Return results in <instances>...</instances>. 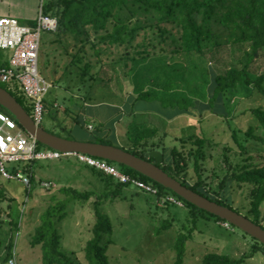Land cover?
Returning a JSON list of instances; mask_svg holds the SVG:
<instances>
[{"label":"trees","instance_id":"1","mask_svg":"<svg viewBox=\"0 0 264 264\" xmlns=\"http://www.w3.org/2000/svg\"><path fill=\"white\" fill-rule=\"evenodd\" d=\"M42 11L55 18L58 23L57 30L53 31L56 39L51 43L64 44L66 39L71 38L78 48L75 54H70L68 50L66 53L72 56V65L79 67L80 84L87 77L96 82L104 74L106 82L119 84L121 89L123 84H131L136 101H157L163 107L177 110L178 113H196L195 107L199 101L208 103L213 109L216 102L222 100L228 115H233L235 112L231 104L243 90L251 98L259 97L264 101V0H47ZM223 50H226L229 62L224 70L216 67L214 93L210 96V65H215L219 60L218 54ZM91 57L96 58V65H100V70L94 73L92 70L96 67ZM62 82L66 84L65 81ZM0 85L9 90L3 83L0 82ZM9 91L32 115L28 99L17 91ZM78 91H82L81 87ZM55 107L60 109L59 105ZM0 111L11 115L1 105ZM248 111L254 116L255 123L246 128L233 126L231 120L226 119L233 143L245 158L234 165L225 154L228 170L219 183L216 198L200 191L206 185L203 160L208 138L204 133L175 138L182 145L170 150L171 160L168 161L165 139L169 134L165 132L161 136L158 126L144 122L130 131L131 147L122 148L154 162L183 185L240 213L242 211L230 204L221 193L227 188L243 189V195L249 202L244 215L264 228V165L250 163L256 159L252 153L259 149L257 147L252 152L249 147L253 142L264 144V104L255 105ZM74 125L81 126L79 115L74 118ZM179 130L183 133L186 129L181 127ZM259 131L261 135H258ZM70 133L72 134V130ZM59 136L76 140L70 136ZM93 142L114 144L107 138H96ZM38 147L50 149L41 143H38ZM155 150L163 154V161L147 157L149 152ZM225 150L228 152L230 149L226 147ZM37 162L19 164L31 181V186L26 189L29 198L37 185ZM107 162L124 174L157 188V194L153 195L157 198L158 208L161 202L162 206L166 205L164 210H169V205L173 203L166 199L174 197L187 210V222H192L193 227L187 233L180 232L176 238L173 246L176 253L175 264L185 263L187 244L193 238L195 225L200 218L208 217L218 223H228L136 170L116 162ZM191 163L196 173L194 184H189L188 179ZM87 168L99 182L100 194L94 190L63 188L62 192L67 198H52L54 203L44 211L41 224L36 228L31 242L35 246H41L43 264H79L62 251V235L57 224L66 218V208L71 200L83 203L94 195L96 221L92 229L93 236L85 247L86 258L89 264H111L108 247L113 241V225L109 215L104 213L103 205L110 199L124 198L123 195L131 184L121 183L94 167ZM11 170L16 172V167ZM3 197L5 193L0 190V204ZM1 211L0 206V213ZM164 222L158 233L172 226V220ZM10 224L12 231H20L19 218L13 217ZM184 227L188 230L186 224ZM232 228L237 227L230 224V228L226 229ZM241 232L254 242L251 254H264V244L242 230ZM12 249L13 246L10 245L4 258L7 263L13 257ZM244 263L245 257L236 259L229 254L210 252L199 264Z\"/></svg>","mask_w":264,"mask_h":264},{"label":"rangeland","instance_id":"2","mask_svg":"<svg viewBox=\"0 0 264 264\" xmlns=\"http://www.w3.org/2000/svg\"><path fill=\"white\" fill-rule=\"evenodd\" d=\"M45 2L47 0H43L42 6ZM55 39V32L44 31L42 33L39 71L44 79L52 83V88L44 96L45 111L41 127L49 132L76 138L74 134L76 126H73L74 118L79 115L80 119L82 112L87 110L85 103L90 101V95L94 104L105 103L118 106L128 94H133V87L131 84H123V89H121L119 84L106 82L104 74L96 82L87 77L85 82L80 84L79 67L72 65V56L66 53L68 50L70 54H75L78 48L71 38L66 39L64 44L51 43ZM91 58L96 67L92 70L94 73L100 70V65H96V58ZM217 58H219L217 64L210 65L212 75V84L209 88L210 96L214 93L216 67L224 70L229 62L226 50L220 52ZM62 81H65L66 84ZM3 85L10 89L9 84L3 83ZM79 87L82 91H78ZM249 97V93L243 90L235 98L231 104V108L235 112L233 115H228L222 100L217 101L213 109L208 103L199 101L195 110L200 113L199 115L202 114V117L186 116L173 124L159 125L161 136L165 132L169 134L165 139L168 147V161L171 160L170 150L174 146L181 147L182 145L181 141L175 138L188 136L192 133L198 135L204 133L207 136L208 142L204 147L205 158L203 160L206 185L202 186L200 191L213 198L217 197L219 183L228 170L225 154L234 165L245 158L237 145L233 143L231 129L226 123V119H230L233 126L241 128L254 124L255 118L248 110L255 105L264 104V101H261L259 97H254V99ZM126 103H123L118 116H115L112 121L101 122L97 119L86 121L92 122L96 126L95 133L97 134L101 132L102 127L113 134L114 125L123 138V146L129 148L132 143L126 130L132 131L133 127L145 121L153 123L149 119V114L142 112L135 116L136 119H131L130 114H127L128 110L124 107ZM56 104L60 106L59 110L55 107ZM26 105L28 104L26 103ZM118 117H122V120L114 124ZM181 127L186 129L185 132L181 133L179 130ZM258 135H261L260 131ZM109 140L114 143L112 139ZM226 147L230 149L228 152L225 150ZM249 147L252 148L250 150L252 152L257 147L259 149L252 153L256 159L251 160L250 163L264 165V144L253 142V144H249ZM79 164L82 163L73 157L38 161L35 168L37 185L30 198L26 190L29 186L19 181H7L0 177V190L5 193L0 204L2 210L0 213V264H8L4 258L10 245L13 246L12 254L13 257H16L18 264H43L41 246H35L31 242L36 228L41 224L44 211L54 203L52 198H67L66 194L62 192L63 188H73L79 191L94 190L98 195L100 194L97 179L90 174L89 169H85L87 165L84 168ZM11 167L12 165L9 164L8 169ZM188 179L189 184H194L196 181L193 163L190 164ZM45 183L51 185L46 187ZM243 194L244 191L241 188L233 190L227 188L221 193V196L245 214L249 202ZM123 197L121 198L123 200L120 198L110 199L103 205V211L109 215L113 225L111 236L113 241L108 247L110 263L175 264L176 253L173 246L176 238L180 232L187 233L193 227L192 222H187V210L179 205L170 204L169 210L166 211L164 210L166 205L162 206L161 202L158 208L155 195L146 194L134 185H130L126 189ZM95 199L96 195L83 203L79 200H71L66 208V218L57 224L62 235V251L79 264H89L85 247L93 236L92 229L96 221L93 206ZM12 216L19 218V232L11 229ZM165 220H172V226L168 230L158 233ZM185 224L188 230L184 227ZM226 228L224 223H218L212 218H200L195 225L193 238L187 244L184 264H199L210 252L229 254L236 259L245 257L244 264H264V254L250 253L254 244L251 237L243 234L239 228Z\"/></svg>","mask_w":264,"mask_h":264},{"label":"built area","instance_id":"3","mask_svg":"<svg viewBox=\"0 0 264 264\" xmlns=\"http://www.w3.org/2000/svg\"><path fill=\"white\" fill-rule=\"evenodd\" d=\"M57 25V20L45 15L42 8L35 26L23 25L15 18L0 19V50L11 52L8 65H0V82L17 85L31 104L32 117L39 126L44 117V96L52 88V83L44 79L39 71L42 33L56 31ZM89 129L93 130V126H89ZM64 157H73L78 162L111 175L121 183L134 185L145 193L158 192L153 185L124 174L105 160L83 153L39 149L35 138L31 137L11 115L0 111V176L3 179L19 181L30 187V178L19 166L20 163ZM9 164L12 165L11 168L16 167V172L8 169ZM44 185L49 187L51 184ZM166 200L183 207V204L174 197H168ZM224 224L230 228V223ZM8 264H18L16 257H12Z\"/></svg>","mask_w":264,"mask_h":264},{"label":"water","instance_id":"4","mask_svg":"<svg viewBox=\"0 0 264 264\" xmlns=\"http://www.w3.org/2000/svg\"><path fill=\"white\" fill-rule=\"evenodd\" d=\"M0 105L4 107L38 143L60 152L83 153L95 158L128 166L163 185L165 188L172 190L191 204L220 217L264 244V228L261 225L254 223L244 214L230 207L221 205L199 192L192 190L186 185H183L179 180L172 177L154 162L140 158L121 146L67 139L47 131L37 125L32 115L25 110L16 97L1 85ZM147 157H153L159 162L164 159L163 154L157 150L149 152Z\"/></svg>","mask_w":264,"mask_h":264},{"label":"crops","instance_id":"5","mask_svg":"<svg viewBox=\"0 0 264 264\" xmlns=\"http://www.w3.org/2000/svg\"><path fill=\"white\" fill-rule=\"evenodd\" d=\"M42 3L43 0H0V19L4 17L15 18L19 21V23L23 25L34 26L39 15V11L42 8ZM10 56V51L0 50V63H7L6 65H8ZM9 90L17 91L20 94H23L19 91L17 85H10ZM89 98L90 101L88 100L89 102L85 103V107L87 108V110H84V112H82V115L80 116L81 126H76L74 131V134L76 136L75 139L84 142H93L96 138H107L112 139L115 145L123 147V138L120 136V133L117 131V128L114 125L113 134H110L111 131L107 130L105 127H102L103 129L101 128V132L97 134L95 133L96 126L92 122H88L86 120L97 119L101 122H104L106 120L112 121L115 116H118L119 110L124 105V102L128 103V106L126 103V106L124 107L128 110L127 114H130L131 119H136L135 116L141 112L144 114H149L150 121L159 128V125L166 126L168 124H173L182 117H197L196 114H200L198 111L192 114L178 113L177 110L163 107L162 104L157 101L147 102L148 104L146 103V101H136L133 94L128 95L118 106L112 104L107 105L105 103L94 104L92 102L91 95L89 96ZM56 105L58 106V104ZM121 120L122 117H118L117 121L114 122V124ZM91 125L93 126V130L89 129V126ZM126 131L127 136H129L130 129H127ZM79 165H83L85 168V164Z\"/></svg>","mask_w":264,"mask_h":264}]
</instances>
